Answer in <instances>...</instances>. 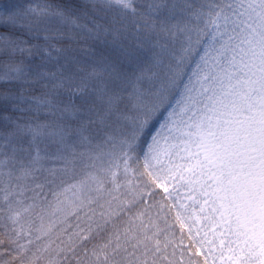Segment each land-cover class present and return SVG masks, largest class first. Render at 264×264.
I'll use <instances>...</instances> for the list:
<instances>
[{"label": "snow or ice", "instance_id": "obj_1", "mask_svg": "<svg viewBox=\"0 0 264 264\" xmlns=\"http://www.w3.org/2000/svg\"><path fill=\"white\" fill-rule=\"evenodd\" d=\"M0 29V264H264V0H24ZM53 202L85 226L53 239Z\"/></svg>", "mask_w": 264, "mask_h": 264}, {"label": "rangeland", "instance_id": "obj_2", "mask_svg": "<svg viewBox=\"0 0 264 264\" xmlns=\"http://www.w3.org/2000/svg\"><path fill=\"white\" fill-rule=\"evenodd\" d=\"M56 208H57V205L55 204V202H53V206L52 208L49 210L50 212H53L55 213L54 215H52L50 217V219L52 220L53 223L56 224L57 226V231L54 232L53 234H57L58 232V227H61V228H65V229H68V225L73 218H75L74 216H72L70 214V209H65L63 211H60V212H56ZM80 220H77L76 222H79ZM79 225L78 223H76V226ZM75 226V228H76Z\"/></svg>", "mask_w": 264, "mask_h": 264}, {"label": "trees", "instance_id": "obj_3", "mask_svg": "<svg viewBox=\"0 0 264 264\" xmlns=\"http://www.w3.org/2000/svg\"><path fill=\"white\" fill-rule=\"evenodd\" d=\"M24 0H0V7H3V6H6V5H10V4H14V3H23ZM4 29H0V31H3ZM80 221L79 222H76L77 219L76 218H73L71 219L69 225L67 226L68 227V231H72V230H75V226H76V223H78L80 225V227H84L85 226V220L83 218V216H81V219H79ZM65 229V228H61V227H58V232L57 234H53L52 238L55 239V237L57 235H63V232L62 230Z\"/></svg>", "mask_w": 264, "mask_h": 264}]
</instances>
